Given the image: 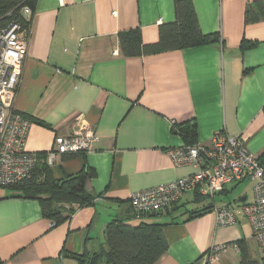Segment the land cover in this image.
<instances>
[{
  "label": "crops",
  "instance_id": "obj_1",
  "mask_svg": "<svg viewBox=\"0 0 264 264\" xmlns=\"http://www.w3.org/2000/svg\"><path fill=\"white\" fill-rule=\"evenodd\" d=\"M191 1L202 32L217 43L125 57L120 33L138 29L145 44L157 43L160 27L176 21V0H37L12 109L31 121L26 148L43 161L56 138L81 126L94 130L98 141L89 152L57 157L50 167L57 180L92 169L86 189L94 202L60 205L74 212L55 225L39 200L4 188L0 264H90L95 255L98 264H111L105 229L113 221L162 225L169 248L156 264H209L218 244L229 247L214 264H241L236 246L249 255L247 242L255 240L239 223L218 227L214 209L190 218L204 202L194 192L145 216L130 203L134 193L196 172L167 154L186 146L176 127L195 126L204 147L219 132L240 137L264 157V20H245L249 5L264 0Z\"/></svg>",
  "mask_w": 264,
  "mask_h": 264
},
{
  "label": "built area",
  "instance_id": "obj_2",
  "mask_svg": "<svg viewBox=\"0 0 264 264\" xmlns=\"http://www.w3.org/2000/svg\"><path fill=\"white\" fill-rule=\"evenodd\" d=\"M23 13L31 18L33 11L26 7ZM29 31L18 24L0 30V187L17 186L31 178L40 163L51 167L57 157L89 152L97 143L94 130L81 126L70 137H58L46 159L26 148L31 121L13 111L17 90L22 78L23 64L28 56ZM168 156L177 167L191 166L192 175L132 194L130 203L140 215L155 214L177 204L189 192L214 199L229 185L245 180L256 182L252 203L239 202V209L231 205L215 206L217 226L234 227L243 216L250 227L252 238L264 253V161L251 154L240 137L219 132L209 147L183 146L168 150ZM228 244L214 245L207 258L217 262ZM236 249H239L236 246Z\"/></svg>",
  "mask_w": 264,
  "mask_h": 264
},
{
  "label": "trees",
  "instance_id": "obj_3",
  "mask_svg": "<svg viewBox=\"0 0 264 264\" xmlns=\"http://www.w3.org/2000/svg\"><path fill=\"white\" fill-rule=\"evenodd\" d=\"M36 3L37 0H0V30L18 24L23 30L30 31L32 17L27 18L23 13V9L29 7L34 12ZM175 14L176 21L174 23L160 27L157 43L145 44L138 29L120 33V46L124 56H149L168 51L212 45L219 41V37L215 34L207 35L202 32L195 6L191 0H176ZM245 20L247 24L264 20L263 3L255 2L249 5ZM241 48L245 49V44H242ZM174 130L183 137L186 146L197 144L195 126L182 125L174 128ZM260 159L264 161V157ZM93 176H95V172L85 166L80 174L57 180L54 178L50 167L45 163H40L30 179L8 188L19 196L39 200L44 217L51 219L55 225H58L67 219L66 215L74 212L73 208L66 210L60 205L76 204L79 207H85L93 204L94 199L86 189L88 178ZM206 199L208 198L196 193L198 203ZM201 207L192 211L190 218L215 209L214 203ZM161 227L162 225L159 224L146 223L132 226L120 221H113L108 224L105 229V239L109 247V253L107 254L109 263L156 264L169 248V243L163 236ZM239 249L242 255L241 264H264V258L260 263L250 260L245 246L240 245ZM99 259L100 256L95 255L90 264H98Z\"/></svg>",
  "mask_w": 264,
  "mask_h": 264
},
{
  "label": "rangeland",
  "instance_id": "obj_4",
  "mask_svg": "<svg viewBox=\"0 0 264 264\" xmlns=\"http://www.w3.org/2000/svg\"><path fill=\"white\" fill-rule=\"evenodd\" d=\"M256 182L253 180H247L244 182H241L239 184H235L234 189L227 193V194H220L217 195L214 199V202L216 204V207H221L223 205H231L232 207H234V209L238 210L240 205L238 204L240 198L242 197H247V201L248 203H252L254 200V188H255ZM6 189L0 187V193H2L3 191H5ZM204 202L199 204V205H203V204H208V202H212L213 200L210 199H206L203 200ZM244 217L239 216L238 217V223L240 226H242L241 228H243V230L245 231V234H250V229L249 227L246 225V221L243 219ZM248 247H249V255L250 258L252 260H256V261H261L264 258V253L262 252V250L260 249L259 245L257 244L256 241H248L247 242Z\"/></svg>",
  "mask_w": 264,
  "mask_h": 264
},
{
  "label": "water",
  "instance_id": "obj_5",
  "mask_svg": "<svg viewBox=\"0 0 264 264\" xmlns=\"http://www.w3.org/2000/svg\"><path fill=\"white\" fill-rule=\"evenodd\" d=\"M246 201V197H244V198H242L241 200H240V202H245Z\"/></svg>",
  "mask_w": 264,
  "mask_h": 264
}]
</instances>
